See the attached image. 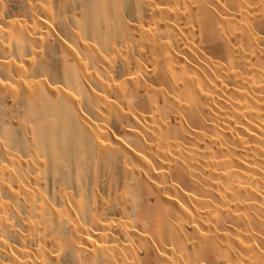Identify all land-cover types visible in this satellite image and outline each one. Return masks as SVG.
Listing matches in <instances>:
<instances>
[{"label":"bare ground","instance_id":"1","mask_svg":"<svg viewBox=\"0 0 264 264\" xmlns=\"http://www.w3.org/2000/svg\"><path fill=\"white\" fill-rule=\"evenodd\" d=\"M0 264H264V0H0Z\"/></svg>","mask_w":264,"mask_h":264}]
</instances>
